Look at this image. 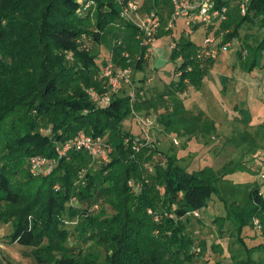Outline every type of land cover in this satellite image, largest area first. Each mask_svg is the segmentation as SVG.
Wrapping results in <instances>:
<instances>
[{
	"label": "trees",
	"instance_id": "1",
	"mask_svg": "<svg viewBox=\"0 0 264 264\" xmlns=\"http://www.w3.org/2000/svg\"><path fill=\"white\" fill-rule=\"evenodd\" d=\"M88 1L93 6L84 10ZM142 1L150 2L148 10L163 4L168 18L172 13L171 0ZM241 2L228 4L227 19L216 32L224 33L222 43L228 44L240 37L241 28L259 26L260 37L243 40L237 52V67L250 74L264 68V0H248L245 15L239 9ZM120 14L116 0H0V222L12 225L9 243L26 247L37 264H193L201 255L188 252L196 243L188 229L194 213L206 210L216 198L224 211L212 218L219 237L236 239L243 251L229 248L232 264H252L242 259L248 251L243 247L244 229L257 226L264 248V197L257 184L242 189L241 184H230L243 169L240 163L228 162L218 171L204 167L189 172L176 155H166L164 162L153 165L152 184L144 183L137 195L128 187L130 178H140L138 157L124 140L133 138L123 131L128 118L156 113L164 133L176 138H205L215 132L205 112L186 109L178 95L188 84L201 88L215 59L198 58L204 46L196 47L183 30L174 38L170 55L172 61L180 59L173 72L177 81L162 90H149L148 99L142 86L134 85V100L120 87L109 104L101 106L86 89L96 86L94 76L108 62L99 64L82 48L83 35L98 44L100 35L109 33L115 39L110 59L123 69L129 66L124 51H140L134 69L142 71L148 50L136 39L140 29ZM92 18L97 31L89 29ZM167 19L159 20L165 25ZM172 30L161 29L155 37ZM63 88L71 89L66 97L61 95ZM15 109L48 122L39 125L31 115L13 117L21 122L8 128L5 119ZM241 114L248 123L249 111ZM79 131L92 138L107 136L110 160L96 172L86 171L84 183L76 185L89 161L87 153L72 150L67 159L58 157L55 148ZM142 151L151 153L146 160L159 152L155 145ZM32 157L55 161L51 173L30 178L23 165ZM17 175L25 179L17 182ZM73 198L77 206L71 204ZM106 201L112 206L109 212L103 207ZM198 242L204 253L206 241Z\"/></svg>",
	"mask_w": 264,
	"mask_h": 264
},
{
	"label": "rangeland",
	"instance_id": "2",
	"mask_svg": "<svg viewBox=\"0 0 264 264\" xmlns=\"http://www.w3.org/2000/svg\"><path fill=\"white\" fill-rule=\"evenodd\" d=\"M137 1L140 2V10L137 16L131 15L128 19L132 23L135 22V25L137 22L148 23L152 14L159 19L162 16L168 18L163 4L148 10L150 2ZM160 13L163 15L160 16ZM93 23H95V18H92L90 25ZM219 26L220 23L216 22L211 27L201 26L191 30L181 20H178L172 32L154 38L152 45L145 53L146 57H143L145 64L142 71L134 69L135 63L140 59V51L133 53L124 51L122 53V57L129 61L127 68L132 70L131 85L120 83L112 93L118 92L122 87L129 91L131 98L134 100V85L142 86L143 90H148L147 93L143 92L144 98L148 99L151 95L149 90H162L170 82L177 81L178 76H175L173 72L180 64V59L172 61L170 55L174 38L177 40L183 30L186 31L185 33H189L188 38L196 47L203 46L205 39L208 38L214 39L213 49L217 50L215 63L204 79L202 87L197 89L188 84V87L182 89L178 94L186 109L191 110L194 114H197L198 110H202L214 122L216 129L212 135L205 138H197V135L191 138H176L173 135H166L157 121V114L153 112L138 114V116L128 118L123 123V131L130 133L133 137L124 139L127 145L132 148L134 141L138 143V150H134V152L135 156L138 157L136 167L140 178L134 177L128 180V187L134 195L140 192L144 183L152 184L150 175L154 173V163L164 162V156L166 155H176L180 164L185 166L189 172L198 171L204 167H210L212 170L218 171L228 162L240 163L243 169L234 174L230 184L233 183L236 186L241 184L239 186L241 189L248 186L250 188L257 184L260 187V193L264 197V127L261 128L264 125V68L245 74L237 67V52L240 50L243 40L251 39V42H253V37H260L259 26L256 24L241 28L239 32V38L241 39H233L228 44L222 43L224 33L216 32ZM93 27L91 25L89 29L97 31ZM161 29H166V24L163 25L160 20V26L155 36ZM100 36L101 41L97 44L88 35H83L82 48L90 52L91 55H95L99 64L107 61V64L111 62L115 71L123 69L115 66L112 58L110 59L111 47L114 45L115 39L109 33ZM136 39L138 40L139 36ZM101 66L103 67V65ZM104 68L94 76L96 86L86 89L87 94L89 91H93L100 98L109 92L108 79L105 77ZM132 80H135L134 84ZM70 90V88H63L61 95L66 97ZM98 90L101 92H98ZM112 93H109V96ZM100 105L104 106L103 103ZM244 110L249 111L251 114L248 123H244V117L241 114ZM30 115L35 118L30 111L15 109V112L5 119L4 124L8 128L17 126L21 122L18 121L19 119H26ZM13 117H19V119ZM35 120L39 125H46L48 122V120L42 118H35ZM255 133H258V135L255 136ZM106 137H104L105 140H107ZM230 139H234V142L231 143ZM106 145L110 146L108 142ZM147 145H155L159 151L150 156L148 160L145 159L146 155L151 153L142 151V148ZM2 149L1 145L0 155ZM67 155L68 153L64 157L68 159L69 156L67 157ZM87 157L89 161L76 178V185L84 183L83 174L86 171L96 172L99 166L108 163L110 160V156H108L106 161H100L94 159L88 153ZM32 158L23 165V170L30 178L35 179L42 175L32 173L30 168ZM23 179L25 178L20 175L15 178L17 182L23 181ZM156 190H158V186L153 188L154 193H156ZM102 203L104 209L108 212L112 209L108 201ZM71 204L77 206L78 201L73 198ZM223 214L222 204L214 198L206 210L192 218V226L188 230L192 231L196 243L189 248L188 252L201 255L195 259L193 264H213L216 261H221L223 264H232L233 261L228 252L229 248L231 247L237 253L243 252L236 239L232 242L227 236L219 237L212 218L220 217ZM11 232L12 225L10 223L0 222V264H37L32 257L27 255L29 250L26 247L9 243L8 236ZM246 235L247 238L243 239V247L248 251H245L242 259L250 260L252 264H264V248L261 246L263 245V238L260 236L258 227L245 228L244 236ZM201 240L206 241L204 253H202V247L198 242ZM212 245L218 248L213 249Z\"/></svg>",
	"mask_w": 264,
	"mask_h": 264
},
{
	"label": "built area",
	"instance_id": "3",
	"mask_svg": "<svg viewBox=\"0 0 264 264\" xmlns=\"http://www.w3.org/2000/svg\"><path fill=\"white\" fill-rule=\"evenodd\" d=\"M121 7V17L130 19L131 15L137 16L140 10V2L137 0H116ZM236 0H171L172 13L166 22V30L174 29L178 20H181L187 28H195L201 26L211 27L214 23H222L227 19L228 4H232ZM248 0H242L239 9L242 15L246 13V6ZM93 6L91 1L85 4L84 10ZM135 23V22H134ZM140 29V45L150 48L152 45L155 33L160 26L159 18L152 14L148 23H136ZM214 39L206 38L204 41V48L198 55L200 59H215L217 57V50L213 49ZM174 47V44L173 46ZM128 58L127 55H125ZM146 55L144 56V58ZM188 71L190 69L188 68ZM105 77L108 79L109 92L103 97H98L93 91H89L88 95L95 103L108 105L110 102L109 93L114 92L118 84L123 83L131 85L130 68L114 70L113 65L107 64L104 68ZM180 75V73L178 74ZM133 150H138L137 141L133 142ZM82 150L90 154L94 159L106 161L109 156L108 145L103 138H92L83 131H79L75 138L66 141L63 145H58L55 148L58 157H64L69 151ZM55 161H49L41 157H33L30 160V168L32 173L48 175L53 170ZM195 216L198 214L194 213ZM257 224V221H255Z\"/></svg>",
	"mask_w": 264,
	"mask_h": 264
}]
</instances>
